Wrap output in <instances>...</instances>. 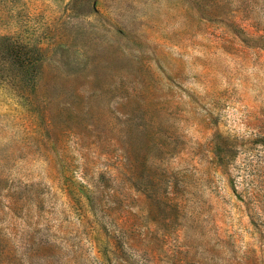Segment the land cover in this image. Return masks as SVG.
<instances>
[{"label":"rangeland","instance_id":"rangeland-1","mask_svg":"<svg viewBox=\"0 0 264 264\" xmlns=\"http://www.w3.org/2000/svg\"><path fill=\"white\" fill-rule=\"evenodd\" d=\"M0 264H264V0H0Z\"/></svg>","mask_w":264,"mask_h":264}]
</instances>
